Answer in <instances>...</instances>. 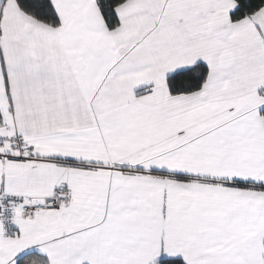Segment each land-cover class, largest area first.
Segmentation results:
<instances>
[{
  "label": "snow or ice",
  "instance_id": "1",
  "mask_svg": "<svg viewBox=\"0 0 264 264\" xmlns=\"http://www.w3.org/2000/svg\"><path fill=\"white\" fill-rule=\"evenodd\" d=\"M0 264H264V0H0Z\"/></svg>",
  "mask_w": 264,
  "mask_h": 264
}]
</instances>
